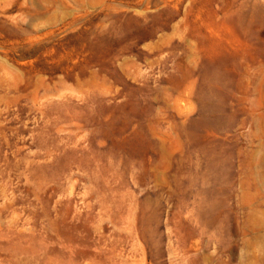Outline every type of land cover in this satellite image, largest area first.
Instances as JSON below:
<instances>
[{"label":"rangeland","instance_id":"374dc122","mask_svg":"<svg viewBox=\"0 0 264 264\" xmlns=\"http://www.w3.org/2000/svg\"><path fill=\"white\" fill-rule=\"evenodd\" d=\"M0 264H264V0H0Z\"/></svg>","mask_w":264,"mask_h":264}]
</instances>
